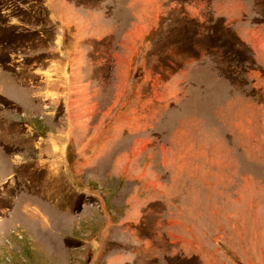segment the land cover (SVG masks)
<instances>
[{"label":"rangeland","instance_id":"1","mask_svg":"<svg viewBox=\"0 0 264 264\" xmlns=\"http://www.w3.org/2000/svg\"><path fill=\"white\" fill-rule=\"evenodd\" d=\"M0 264H264V0H0Z\"/></svg>","mask_w":264,"mask_h":264}]
</instances>
